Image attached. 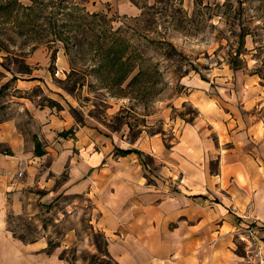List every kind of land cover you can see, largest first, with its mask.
Listing matches in <instances>:
<instances>
[{
	"label": "rangeland",
	"instance_id": "obj_1",
	"mask_svg": "<svg viewBox=\"0 0 264 264\" xmlns=\"http://www.w3.org/2000/svg\"><path fill=\"white\" fill-rule=\"evenodd\" d=\"M55 19L69 41L55 38ZM241 25L248 29L243 66L233 69L227 56ZM113 33L153 74L106 86L113 72L97 68L91 46ZM76 48L84 55L74 56ZM254 68L264 73V0H0V123L13 122L23 150L31 146L38 157L19 160L21 176L26 162L36 180L24 187L21 210L7 214L14 237L44 236L69 264H115L109 238L122 240L128 226L144 225L150 192L187 185L214 191L225 153L238 142L234 130L259 121L245 144L256 152L264 75ZM48 118L55 129L48 130ZM70 118V127L57 130ZM103 137L108 160L89 172L82 191L70 193V166L57 168L56 156L104 150ZM127 147L139 152L122 155ZM0 149L14 154L5 144Z\"/></svg>",
	"mask_w": 264,
	"mask_h": 264
},
{
	"label": "crops",
	"instance_id": "obj_2",
	"mask_svg": "<svg viewBox=\"0 0 264 264\" xmlns=\"http://www.w3.org/2000/svg\"><path fill=\"white\" fill-rule=\"evenodd\" d=\"M46 120L49 130L53 120ZM258 122L238 133L234 130L233 137L238 142L225 153L217 173L221 182L214 185V191H194L187 185L185 191L150 192L145 198L144 225L128 226L130 236L122 240L109 238L107 251L115 264H243L242 246L236 240L234 229L245 215L255 217L264 225V132L256 137V152L245 147L252 139V130L258 131ZM72 123L70 118L68 124L57 130ZM78 131L76 128L75 141L83 137H79ZM69 139L72 137L66 140ZM1 144L11 147L14 154L8 155L0 149V264H69L55 247L49 246L46 237L22 241L7 226L8 212L21 210L24 187L36 180L35 167L26 162L20 164L24 163L27 168L26 176L17 174L19 160L38 157L31 153V146L28 153L23 150L24 140L13 122L0 123ZM102 147L104 150L93 152L65 150L56 156L57 168L64 162L70 166V193L82 191L88 184L89 172L108 160L105 137ZM131 232H135L132 237Z\"/></svg>",
	"mask_w": 264,
	"mask_h": 264
},
{
	"label": "trees",
	"instance_id": "obj_3",
	"mask_svg": "<svg viewBox=\"0 0 264 264\" xmlns=\"http://www.w3.org/2000/svg\"><path fill=\"white\" fill-rule=\"evenodd\" d=\"M156 2V1H155ZM152 6V5H150ZM88 14V12H87ZM90 15V21H94V17L97 16V13H89ZM56 21V19H55ZM65 25L72 26L70 22L64 23ZM58 26V27H57ZM66 30H63L56 21V27L53 29V33L55 38H66V40L69 41L71 38V35H67ZM248 33V29L246 30L244 25H241L240 31L238 32V44L230 48V52H228V63L233 69H238L243 66L242 60L239 58L240 54L243 51V43H244V37ZM108 40L104 42L105 39ZM54 40V38H53ZM104 40H101L97 42L95 46H91L93 51H95L99 60L97 64V68L101 69L103 68V71L105 73H109V71L112 70L113 75L111 77H108V81L105 82L106 86L111 87L112 85L118 86L120 85L126 78L127 79V85L133 84L134 82L140 80L145 73H150L146 69L141 66L139 62H135L134 59L137 56V52L135 48H131V44L129 42H125L118 36L117 34L113 33L112 35H109V37L104 36ZM72 44L73 42H70V45L68 42L64 44V47L68 52H72ZM262 44H260L261 46ZM78 54H74V56H83L84 53L82 50H78L76 48ZM94 54V53H93ZM73 60V59H72ZM137 67V68H136ZM193 70L197 71L196 66L191 67ZM255 72H260V68H254ZM183 72V74L187 73ZM261 73V72H260ZM261 75H264V73H261ZM204 78V76H202ZM120 152L126 153L130 151L139 152L137 148H119ZM34 152L36 154H42L43 150L39 146V142H36L34 147ZM49 243V242H48Z\"/></svg>",
	"mask_w": 264,
	"mask_h": 264
},
{
	"label": "built area",
	"instance_id": "obj_4",
	"mask_svg": "<svg viewBox=\"0 0 264 264\" xmlns=\"http://www.w3.org/2000/svg\"><path fill=\"white\" fill-rule=\"evenodd\" d=\"M22 174V170L17 172ZM236 240L242 246L243 264H264V225L255 217L245 215L234 229Z\"/></svg>",
	"mask_w": 264,
	"mask_h": 264
}]
</instances>
